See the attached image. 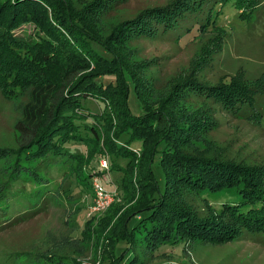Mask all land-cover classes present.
Masks as SVG:
<instances>
[{
	"label": "rangeland",
	"instance_id": "374dc122",
	"mask_svg": "<svg viewBox=\"0 0 264 264\" xmlns=\"http://www.w3.org/2000/svg\"><path fill=\"white\" fill-rule=\"evenodd\" d=\"M93 1L70 3L96 34L106 38L120 23L136 18L142 11L172 5L177 0H125L113 10L103 7L90 17L88 8L92 7L88 5ZM189 2L190 10L183 13L174 27L153 26L149 28L153 35L145 31L142 37L140 34L131 40L111 43L117 68L124 69L140 86L138 92L144 106L130 83L129 110L134 116L143 115L145 109L150 113L162 111L172 122L177 120L172 132L182 153L264 168V0L255 10L243 13L244 18L225 0ZM209 20L215 23L206 28ZM22 24L14 31L15 36L34 42L44 36L37 24ZM58 68L51 70L55 79L65 74L62 66ZM92 70L94 67L89 72ZM89 72H73L70 80L67 76L58 98L69 96L70 84L77 86L84 74L93 73ZM106 78V82L115 79ZM233 82L254 92V110L241 104L239 109H228L209 99L207 91L201 94L194 88ZM29 101L27 88L16 89L8 98L0 92V196L4 199L0 203L5 201L0 207L4 209L0 212V264H264V237L259 235L244 234L218 243L181 235L186 241L164 245L155 252L139 246L136 238L131 237L142 219L131 209L138 198L131 201L121 196L130 159L103 155L92 164L86 146L79 142L66 145L68 151L83 154L76 161L55 154L42 161L29 154H21L18 159L21 144L17 126ZM84 106L93 113H101L105 104L88 99ZM183 131L190 132L185 140ZM156 140H150L147 152H140L134 161L138 166L132 169V183L138 197L143 193L147 199L153 195L151 188L141 189L137 174L149 163L158 190L163 193L166 189L168 177L164 168L169 166H163L158 148L156 153L151 151ZM104 160L108 168H104ZM17 162L31 168L22 172L31 174L28 176L32 180L11 187L9 180ZM111 163L119 168L110 170ZM95 182L111 196L103 211L93 209ZM7 184L11 193L2 194ZM170 189L169 192L175 191L178 202L205 217L219 216L224 204L238 198L228 190L200 194L178 183Z\"/></svg>",
	"mask_w": 264,
	"mask_h": 264
},
{
	"label": "trees",
	"instance_id": "16d2710c",
	"mask_svg": "<svg viewBox=\"0 0 264 264\" xmlns=\"http://www.w3.org/2000/svg\"><path fill=\"white\" fill-rule=\"evenodd\" d=\"M124 1L95 0L88 5L92 7L88 8L89 16H96L103 7L113 10ZM225 1L241 11L242 18L243 13L255 10L260 4V0ZM189 3V0H177L172 5L146 9L136 18L120 23L106 38L96 34L82 13H76L70 0H3L0 5V92L8 98L18 88L30 90V101L24 107L23 118L17 126L21 148L16 157L20 159L21 154H29L34 160L42 161L49 154H55L67 161H76L83 154L66 149V145L72 142L86 146L92 164L103 155L128 157L125 190L121 196L131 198V201L138 198L131 209L133 214L142 215L131 237L136 238L139 246L153 252L164 245L186 241L181 239V235L212 243L234 240L244 234L264 237L262 166L247 167L182 153L174 143L176 138L172 132L177 120L172 122L165 112L150 113L146 109L143 115L134 116L128 107L130 83L144 103L138 92L140 86L124 69L117 68L116 53L111 50V43L131 40L140 34L142 37L145 31L153 35L149 29L153 26L174 27L183 13L190 10ZM24 22L37 24L44 36H40L38 42L15 36L14 31ZM208 22L206 28L214 20ZM60 66L65 74L63 78L55 79L51 70ZM93 67V73L89 72ZM85 71L91 74L78 79L77 86L70 84L69 96L58 98L66 77L69 76L70 80L73 72L82 74ZM112 76L115 79L106 82V77ZM98 79L100 81L96 82ZM194 88L201 94L207 91L209 99L220 105L223 103L228 109H239L242 107L240 104L243 108L253 109L256 104L254 92L237 82L211 88L194 85ZM88 99L105 104L101 113H93L84 106ZM183 133L185 140L190 132ZM156 138L157 147L151 151L156 153L158 148L162 153L163 166H169L164 168L168 177L166 189L163 193L158 190L149 163L137 174L141 189L151 188L153 195L147 196L148 199L143 198L144 193L138 197L132 183V169L138 166L135 164L136 155L146 153L150 140ZM153 156L151 154V161ZM17 164L9 180L10 185L13 183L11 187L20 181L32 180L28 176L31 174L22 172V169L29 171L31 168L22 167L21 162ZM118 168L116 163H111L110 170ZM37 174L36 171L33 176ZM89 176H92L91 172ZM174 183L200 194L228 190L230 195L238 198L224 204L219 216L205 217L196 209L178 202L175 191L169 192ZM8 186L2 194L11 193L12 188ZM1 196L0 202L4 200ZM3 210L0 208V212Z\"/></svg>",
	"mask_w": 264,
	"mask_h": 264
},
{
	"label": "built area",
	"instance_id": "2783aa9c",
	"mask_svg": "<svg viewBox=\"0 0 264 264\" xmlns=\"http://www.w3.org/2000/svg\"><path fill=\"white\" fill-rule=\"evenodd\" d=\"M104 168H108V163L106 160L103 162ZM95 205L93 207L94 211H103L102 209L109 206L111 202V196L110 194L104 189V187L99 184L98 182H95Z\"/></svg>",
	"mask_w": 264,
	"mask_h": 264
}]
</instances>
